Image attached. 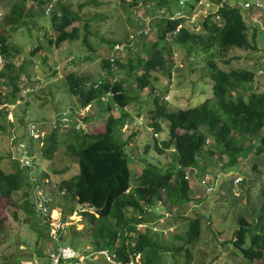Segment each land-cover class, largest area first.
<instances>
[{"label":"rangeland","instance_id":"rangeland-1","mask_svg":"<svg viewBox=\"0 0 264 264\" xmlns=\"http://www.w3.org/2000/svg\"><path fill=\"white\" fill-rule=\"evenodd\" d=\"M16 1L25 2V0H0V28L6 31L12 46L10 60L13 64L11 72L7 71L4 77H0V101L6 102L0 106V112L2 111L9 118V123L3 122L0 118V123L3 124L0 127L2 159L0 166L7 172L18 166L19 161L13 159L12 154L15 152V155L20 157L21 151L18 150V143H15L13 138L24 140L30 153L36 157L31 167H25L30 168L29 174L32 177L34 190L33 195L31 193L29 195V202H33L36 194L43 202L48 200L53 211L49 219H41L34 210L30 213L25 211L20 206L25 201L24 189L11 197H0V264H21L25 260L46 264L58 244L74 246L78 252L83 251L85 255H88L86 249H90L92 245L87 238L88 232H84L85 234L82 232L87 230L88 223L81 215L83 210L81 205L76 201L73 202L71 198L66 199L63 191L58 189L62 180L69 179L79 172L78 157H73L68 151L72 128L61 126L58 129L55 151L49 157L46 145L47 142L48 145L52 143L48 136L57 127L53 122L58 116L62 117L67 112L76 114L77 111L82 110L85 111V116L91 112L88 117L91 118L94 114L95 117L82 132L90 130L94 133L97 130H104L106 120L104 115L97 114L101 105H106L105 102L108 100L102 99L103 103L97 105L90 103L86 108H78L77 98L66 88V75L76 71L94 81L107 76L110 79H126L125 87L134 97V101L123 109L131 114V121L122 128V138L133 136L131 146L126 151L129 153L130 149L133 159L130 161L131 184L135 187L137 175L141 173L145 162L155 161L163 167L171 164V151L159 153L155 148V143L161 145V141L169 137V126L164 119L154 120L152 113L155 108L154 98L158 97L159 103L167 110L197 106L210 98L213 80L210 76L209 60L212 59L213 53L206 50L195 53L194 47L199 44L188 42L182 45L169 36L168 43L172 45L174 53L170 60L168 56L166 57L168 59L166 70L157 69L153 73L152 85L139 88L135 79L136 72L133 77L129 74L128 68L114 64L112 67L115 75L109 76L102 60L110 56L114 44L111 42H127L132 39H134L133 48L130 50L123 48L115 52L119 56L118 59L126 64L130 58L135 60L137 55H143L142 49L145 44L150 45L156 40V30L150 29V34L146 36L139 37L138 33L146 24L147 28L149 23L156 25L159 21L158 15L161 13L163 16L166 7L159 12L150 0H141L135 6L123 4L119 0H94L98 5L97 8L81 7L82 4L91 3V0H45L43 4L38 3V0H26L22 20L18 24L12 22L4 24V16L11 13L10 9ZM261 1L263 3L260 4L261 8L252 10L256 0H251V5L245 7H243L244 0L231 2V5L238 4L241 7L242 14L248 22L249 36L256 31L255 28L259 29L258 48L255 49L257 53L253 52L254 49L234 47L225 53L222 52L216 61L219 67L228 71L258 69L254 86L259 91H264V0ZM60 4L69 5L73 11L84 16V21L73 24L81 25L79 39L64 42L57 47L54 45L56 32L52 28L50 14L58 10ZM219 5L205 0L192 11L186 13L181 10L174 9V11L184 17V24L188 28L203 33L202 22L207 15L216 12ZM96 11L98 16H103L105 20L102 23L89 20L92 31L91 34L87 33L92 45L90 48L83 41L85 33L82 23L84 24L85 18H90ZM194 23H197L195 27ZM35 49L38 52L32 54ZM2 67L3 64H0V68ZM4 69L5 67L0 69V72ZM14 79L20 90L16 93L17 99L11 100ZM114 112L119 114L121 109L115 106ZM30 122L35 124L43 122L40 124L43 137H30L28 130ZM156 122L159 123V127L156 126ZM133 131L138 132L135 139L134 134L131 135ZM251 144H254L255 148L250 152V156L246 157L243 153L239 170L235 168L231 172L223 171V162L218 157L214 158L206 154L198 156L197 167L186 172L191 186V200L180 208L168 199L158 202L154 211L162 216L152 224V232L158 233L157 240L167 241L165 245L174 239L175 235L186 233L189 224L188 219L184 217H194L195 214L202 216L201 239L184 247L180 252H164L163 264H264L258 260L249 261L240 252L235 255L233 252L235 246L233 242L231 243L234 232L240 227L237 216L245 213L248 221L254 223L257 215L262 212L264 203V195L261 193L264 189V146L259 144L257 139H253ZM259 149L261 152H256ZM253 165H256L260 171L254 169ZM204 172L206 175L202 178ZM232 175L240 176V182L242 178L244 179L235 187L239 197L226 192L221 193L224 196L220 198L218 190L221 191L219 189L221 182L231 183ZM213 177L216 185L219 183L218 189L207 192L206 189H210ZM72 205H75V210L65 220L64 227L58 233L60 237L56 239V225L61 220L64 210ZM207 224L213 225L214 231L208 229ZM154 225L157 227L155 228ZM173 241L176 245L184 243L183 238ZM190 252L189 257L187 253ZM102 259L100 257L95 262L99 263ZM135 260L137 264H141L142 255H137Z\"/></svg>","mask_w":264,"mask_h":264},{"label":"trees","instance_id":"trees-1","mask_svg":"<svg viewBox=\"0 0 264 264\" xmlns=\"http://www.w3.org/2000/svg\"><path fill=\"white\" fill-rule=\"evenodd\" d=\"M38 1L40 4L46 2L45 0ZM140 1L119 0L129 6H135ZM150 1L159 12L164 7L167 9L163 16L161 13V17L158 15L157 20L159 21L156 25L149 23V28H147L146 24L138 34L139 37L149 35L150 29L154 28L157 35L156 40L150 45L145 44L142 49L143 55H137L135 60L130 58L126 64L118 59V55L113 61L111 60V53L116 45V42H111L114 44L110 56L102 60L109 76L115 75L112 66L116 64L128 68L129 74L133 77L136 72L135 79L139 88L152 85L154 71L166 70L168 59L170 60L173 56L174 49L168 43L169 36L182 45L188 42L199 44L194 47L195 53L200 50L213 53L212 59L209 60L210 76L213 80L210 98L197 106L177 110H167L159 103L158 97L154 98L155 108L152 111L154 120L164 119L169 126V137L162 140L161 145L155 143V148L159 153L171 151L170 165L163 167L155 161L145 162L141 173L137 175V184L132 187L130 161L133 159L130 149L129 153L126 150L130 148L133 136L127 139L122 138V128L131 121V114L123 109L134 101V97L125 87L126 79H110L107 76L94 81L76 71H71L66 75V88L77 98L78 108H84L90 103L97 105L105 98L108 101L105 102L106 105H101L100 111L97 110L99 111L97 115L106 117L103 131L88 133L75 128L70 130L71 143L68 151L73 157H78L79 172L69 179L62 180L58 189L64 192L66 199L71 198L73 202L76 201L81 205L83 209L81 215L88 223L87 230L82 232L83 234L88 232L87 238L91 246L95 250L108 248L112 252H117L118 258L125 264H131L130 259L135 253L142 255V264H163L164 252H180L184 247L201 239V214H195L194 217L180 216L188 219V230L184 235H175L167 245H165L167 241L157 240L159 238L157 232H152V224L162 216L154 211L158 202L161 203L168 199L180 208L191 200V186L186 172L188 169H194L198 164V156L206 154L210 157H218L223 162V171L231 172L235 168L239 170L238 166L241 165L243 153L246 157L250 156V152L255 148L254 144H251L253 139H257L259 144L264 146V91H259L254 86L255 75L259 70L234 69L228 71L219 67L216 61L222 52L225 53L234 47L254 49L253 52L257 53L255 49L258 48L259 29L255 28L256 31L252 32L251 36L248 35V22L242 14L241 7L238 4L231 5L232 0H208V2L220 5L216 12L207 15L202 22L203 33L188 28L184 24V17L174 9L186 13L205 0ZM90 2L82 4L81 7H98L94 0ZM248 2L251 0H244L243 7ZM25 3L26 0L21 3L16 1L10 9L11 13L4 16V24L11 22L18 24L22 20ZM50 16L52 28L56 32L55 46L59 47L64 42L80 38L81 25L73 24L83 22V15L73 11L67 4H60L58 10L53 11ZM85 19L86 22L82 23L85 33L83 41L92 48L87 37V33H92L89 20L102 23L105 19L103 16L99 17L97 11L90 18ZM193 25L195 27L197 23ZM70 27L72 28L69 29ZM5 32L3 28H0V56L3 59V67H5L0 72V77H4L7 71L11 72L13 66L10 60L12 46ZM120 43H124V49L130 50L134 47V39ZM37 52L38 50L35 49L31 53L36 54ZM15 81L16 79L12 82L14 88L11 92L13 94L11 100L17 99L16 93L20 90ZM4 103L6 102L0 101V106ZM115 106L121 109V113L114 112ZM90 114L91 112H88V115L83 117L86 122H90L95 117V114L91 118L88 117ZM0 116L3 122L9 123V118L2 111ZM155 124L159 127L158 122ZM2 126L3 124L0 123V127ZM57 132L58 129H53L48 136L52 143L48 145L47 142L46 145L49 157L55 151L54 147L58 141ZM133 134L135 139L138 132L133 131L131 135ZM146 149H148L147 145ZM256 152H261V149ZM253 168L260 171L256 165H253ZM29 170L30 168H21L18 164L13 170L7 172L0 166V197H11L14 193L24 189L25 204L20 206L29 213L34 210L41 219H49L53 208L48 200L43 204L47 209L46 212L37 211L36 194H34L33 202H29L30 193L32 195L34 193ZM204 173L202 178L206 175ZM234 175L231 177V183L221 182L220 186L219 183L216 185L215 177L213 180L211 178L212 184L206 191L217 190L219 186L220 195L228 192V194L238 196L239 193L235 187L240 181L236 183L235 180L240 176ZM261 193L264 195V189ZM223 196L221 195L220 198ZM74 210L75 205L64 210L61 219L67 220ZM261 210L262 212L257 215L254 223L248 221L245 213L237 216L240 227L234 232L231 243L233 242L235 246L233 249L235 255L240 252L249 261L258 260L264 263V203ZM208 224L207 228L214 231V226ZM154 226L157 227V225ZM60 231L61 229L57 230L56 239H59ZM181 238L184 239L183 245H176L173 240L179 241ZM187 255L190 257L191 252ZM91 263L99 264L93 261Z\"/></svg>","mask_w":264,"mask_h":264},{"label":"built area","instance_id":"built-area-1","mask_svg":"<svg viewBox=\"0 0 264 264\" xmlns=\"http://www.w3.org/2000/svg\"><path fill=\"white\" fill-rule=\"evenodd\" d=\"M262 2L260 0H256L254 9L261 8ZM250 6L251 3H245L244 6ZM147 32V31H146ZM124 48V44H116L113 49V53L111 54V60L113 61L116 57L117 51H121ZM77 115H85V111H77ZM71 120V116L64 114L62 117L59 116L55 119L53 123L56 121H61L64 126H68V122ZM83 124L78 123L76 125L77 129L83 128ZM29 134L31 137H39L41 135V130L34 124L29 123L28 125ZM18 150L21 151V156L17 157L15 152H13L14 157L19 161L21 167H31L33 165V161L35 160V156H33L30 151L29 147L24 141H20L18 143ZM241 180V177H237L235 182ZM38 200L37 203V211L42 210L44 212L47 211L46 207H44V202L40 199L39 196H36ZM65 225V221L60 220L56 225V233L57 230L62 229ZM88 251V255H85L83 251L78 252V250L71 246V245H60L58 244L57 247L53 250L50 256V262L46 264H91V261L95 262L98 258H103L110 264H123L122 261L118 259L117 252H112L108 248H99L95 250L92 246L90 249H86ZM21 264H37V262L33 260H25Z\"/></svg>","mask_w":264,"mask_h":264},{"label":"clouds","instance_id":"clouds-1","mask_svg":"<svg viewBox=\"0 0 264 264\" xmlns=\"http://www.w3.org/2000/svg\"><path fill=\"white\" fill-rule=\"evenodd\" d=\"M261 1V0H260ZM262 2V1H261ZM263 4V3H262ZM254 9V8H253ZM116 44H124V43H120V42H118V43H116ZM112 54V53H111ZM0 64H3V59H2V57L0 56ZM28 88V87H27ZM27 90V89H26ZM106 99V98H105ZM105 99H103V100H105ZM89 106V105H88ZM88 106H86V107H88ZM86 107H84V108H86ZM82 111V110H81ZM68 116L70 115L71 116V120L68 122V126L66 127V126H64L62 123H61V121H56L55 123H53V124H55V125H57V127H56V129H60L61 128V126H64L65 128H67V129H70V128H75V129H77L76 128V125L78 124V123H80L81 122V124H83V128H81V129H77V130H80V131H84V130H86V128H87V126H88V123L89 122H86L84 119H83V117L85 116V115H77V114H72L71 112H67L66 113ZM59 117V116H58ZM57 117V118H58ZM43 123V122H42ZM42 123H40V124H42ZM35 124V123H34ZM40 124H35L40 130H41V128H40ZM88 133H91V131L89 130V132ZM30 135V134H29ZM41 137H43V131L41 130V135H40ZM31 137V136H30ZM32 138V137H31ZM33 139H36V138H33ZM13 141L15 142V143H19L20 141H24V140H22V139H19V138H17V137H14L13 138ZM25 142V141H24ZM12 158L13 159H16L15 157H14V154H12ZM35 159H36V157H35ZM17 160V159H16ZM19 166H20V163H19ZM21 167V166H20ZM21 168H25V167H21ZM64 193V192H63ZM62 220V219H61ZM57 247V246H56ZM74 247V246H73ZM118 254V253H117ZM137 255H140V253H135L134 254V257H133V259L134 260H132V258L130 259V263L131 264H137V261L135 260V257L137 256ZM119 259V258H118ZM120 260V259H119ZM121 261V260H120ZM50 262V259H49V261L47 262V263H49ZM94 263V262H93ZM102 263H104V264H110L109 262H107L105 259H102V261H100L99 262V264H102ZM92 264V263H91ZM123 264H125V263H123ZM142 264V263H141Z\"/></svg>","mask_w":264,"mask_h":264}]
</instances>
